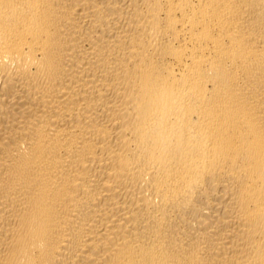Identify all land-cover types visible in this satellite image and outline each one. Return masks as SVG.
<instances>
[{"label":"bare ground","instance_id":"bare-ground-1","mask_svg":"<svg viewBox=\"0 0 264 264\" xmlns=\"http://www.w3.org/2000/svg\"><path fill=\"white\" fill-rule=\"evenodd\" d=\"M0 264H264V0H0Z\"/></svg>","mask_w":264,"mask_h":264}]
</instances>
